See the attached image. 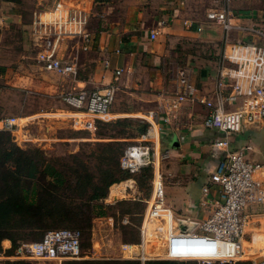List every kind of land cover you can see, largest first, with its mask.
<instances>
[{"label": "built area", "instance_id": "obj_1", "mask_svg": "<svg viewBox=\"0 0 264 264\" xmlns=\"http://www.w3.org/2000/svg\"><path fill=\"white\" fill-rule=\"evenodd\" d=\"M79 4V5H78ZM69 4L65 0H53L48 9H34L30 19L29 33L36 46L34 60L44 70L60 76L74 74L75 56L62 53V40L79 38L80 48L86 49L92 36L87 28L90 9L83 4ZM230 0H219L208 6L203 20L184 17L185 28L194 25L200 31L203 23L220 26L223 44L218 52L214 82L209 94L200 93L189 77L188 68L177 66L173 92L158 93L157 109L147 110L145 120L148 128L139 134L138 141L125 145L118 157V165L129 173L137 171L148 162V145L145 139L157 141V121L169 123L183 102H199L205 108L200 124L219 133L210 139L212 149L221 153V158L208 173V180L216 185V197H207L208 186L202 185L199 205L204 212L200 217L186 214L176 216L163 202V180L156 168L150 176V191L144 198V208L137 225L138 241L121 243L120 250L130 259H168L195 261L197 264L229 263L247 261L248 264H264V245H253L254 235L245 239L249 213L244 209L252 203H264V162L246 156L247 144L229 148V135L247 128H256L264 118V29L252 22L240 21L233 15ZM159 21L158 23H161ZM157 31L151 29L149 37ZM234 33V37L231 34ZM120 69H116L117 74ZM115 87L107 84L102 88H77L60 93V99L74 107L68 112L73 124L94 133L95 120H109L113 117L109 107L114 99ZM158 112V115H157ZM21 116L1 115L0 131L14 134L20 127ZM23 125V123H22ZM154 125L155 136L151 128ZM161 216L164 227L148 230L152 217ZM105 221L115 224L111 214H93L88 228ZM127 221L124 215L121 223ZM180 223H185L180 226ZM124 226V225H121ZM82 232L76 227H56L43 230L31 240L15 241L12 251L4 253L9 240L2 244L0 264L6 260H48L61 264L69 257H78ZM130 246H132L130 248ZM126 251L127 253H124ZM134 257V258H133ZM129 259V258H128ZM185 264V263H184Z\"/></svg>", "mask_w": 264, "mask_h": 264}, {"label": "rangeland", "instance_id": "obj_2", "mask_svg": "<svg viewBox=\"0 0 264 264\" xmlns=\"http://www.w3.org/2000/svg\"><path fill=\"white\" fill-rule=\"evenodd\" d=\"M52 1L53 0H10V7L14 6L18 9L17 12H19L21 23L18 24L16 20L11 18L9 26L6 24L7 27H2V33L0 34V42L8 44V46L4 48L2 46L0 52V54L3 55L2 59L5 60L7 65L6 71L0 73V116H21V126L18 127L14 134H10L11 140L19 147L31 150L28 151L29 153L32 152L33 148H38L37 151H33V154H35L34 161H40L41 164L46 161L53 162L56 166L66 171H69L70 168L77 167L78 162L81 161L93 175H98L100 170L105 166L104 162H106L101 160V149L108 145V143H112V147L116 149V152L114 151V157L116 161H118L119 154L121 153L119 149L122 150L125 145L135 143L139 140V126L143 121L147 120H145V117L142 115L144 114L142 113L143 110H138V104L132 102V107H135L134 109L137 111L127 115L126 120H123L121 123L115 122L114 120L117 118L114 117L106 121L96 119L95 129L93 130L94 133L86 129H81L78 126V122L73 124L72 118L67 116L70 112L66 110L74 109V107L65 104L58 94L57 88L60 81L63 80H61L59 75L39 70L35 66L36 61L33 56L36 46L32 45L33 40L28 28L31 12L34 9H48ZM76 1H81V4L86 2L91 4L92 12L89 15L87 28L92 31L102 29L106 24H120L123 21V13L126 7L133 2L137 7L143 8V10H150L153 8V10L156 9L157 12L161 11L158 9L159 5H165L164 11L169 12V15L171 14L173 18L178 17L181 20V18L189 16L197 21L203 20L204 11L208 6L214 5L215 2H219V0H165L169 1L166 3L163 2V0H154L150 4L152 0ZM229 6L233 15L236 14L239 16L240 21H251L264 29V0H230ZM102 16L105 17L102 19ZM12 17H14V15ZM168 22H170L169 19L164 21L166 24ZM212 27L218 28L221 31L220 26L214 23H203L202 31L215 33ZM233 35L234 33L231 34L232 38L234 37ZM161 37L166 39L167 35H162ZM214 41L216 42L214 46L208 45L206 49L204 48V54L217 55L213 53L214 51L217 53L219 52V49L222 47L223 39L221 37L219 40ZM166 42L168 48L174 49L177 52L183 50L182 45L186 49L188 48L191 50H196L199 47L196 40H190L182 36L176 39L167 38ZM176 42H178V46H174ZM190 42H192V44H189ZM80 56L81 54L79 53L78 57ZM178 57L179 56H174V60L168 59L167 61L166 59L164 63L166 72L173 64L172 61H175V63L181 62ZM46 84H50L51 86H46ZM56 85H58L57 88H55ZM67 89L70 88L66 87L65 90ZM116 97L114 103L116 106H120L121 104L119 105V103L121 102V98L118 95ZM135 114L139 115L135 116ZM148 126L149 122L146 128H148ZM243 135L251 137L250 139H255L256 136H264V118L259 129H247L243 132ZM143 142L148 145V162L142 165L137 171L130 173L131 175L129 177L119 180L124 181L129 179L130 181L124 184L123 189H121L123 184L113 189L111 197L114 198V200L109 202L105 199L106 197L108 198V189L112 183L107 187V194L101 200L104 203L105 213L111 214L114 218V227H109L103 220L101 223L95 224L92 228L91 226L89 228L79 227L82 235L78 257L65 258L62 260L61 264H87L85 261L94 259L132 258L124 256L120 247L121 243L133 244L138 241L137 225L139 224L141 213L144 208V198H147L149 195L151 176H148L145 169L141 170L142 167L150 166L151 173L152 170L156 168L161 174L164 191L163 202L164 205L172 209L173 220L176 223L177 219L175 218L177 215L184 217L188 214L200 217L204 212L199 204L197 207L190 205L192 209L189 207L190 211H188V209L185 208V203H178V201L175 203L173 193L175 189L172 185L174 176L166 170L168 165L167 160H171L170 157L168 158L165 154V148L169 145L161 142L159 138H157V141L145 139ZM155 156L157 158H155ZM258 161L262 162L264 159L259 158ZM139 173L140 176L143 177V182L141 184L137 182ZM200 182L201 179L198 177L197 180L190 185L189 189L190 195L195 197L196 203L201 198ZM127 203L131 206L130 212L123 211L128 205ZM172 203H175V208L170 205ZM244 210L247 213L256 211L264 212V203L249 204ZM124 215L127 221L121 223V218ZM68 226L72 225L67 222L57 226H39L37 224L34 227H27L25 224H20L19 227H11L12 229L8 231L12 232L13 240L20 241L38 238L43 230L47 229L46 227L56 228ZM254 228L255 227L252 228L254 236H258L259 234L264 235V227L263 231ZM250 233L251 232H246L244 238L249 240ZM4 239L8 238L5 237L0 240V253L2 252V244L7 243ZM256 241L257 240L253 241V245L255 246ZM131 247L132 246H130V248ZM124 253L127 252L124 251ZM28 262L29 264H55L52 261L40 259H32L28 260ZM184 262L185 264H192L193 261L188 260ZM195 264L197 263L195 262Z\"/></svg>", "mask_w": 264, "mask_h": 264}, {"label": "crops", "instance_id": "obj_3", "mask_svg": "<svg viewBox=\"0 0 264 264\" xmlns=\"http://www.w3.org/2000/svg\"><path fill=\"white\" fill-rule=\"evenodd\" d=\"M65 1L69 4L81 3V1L76 0ZM163 2L168 3L169 1L163 0ZM83 5L90 9V13L92 12L91 4L86 2ZM164 6L159 5L158 9L161 11L157 12L153 8L143 10V8L137 7L133 2L126 7L123 13V21L120 24H106L104 28L97 31L89 29L92 39L88 41L86 49L80 48L81 41L79 38L62 40L60 44L61 51L64 55L75 56L76 70L74 74L68 76L59 75L63 81H60L59 86H55V88L58 86V94L81 87L96 89L112 84L115 87V93L109 111L114 118L127 117V115L135 113L134 111L137 110L132 107V102L138 104L139 107L137 109L143 110L142 113L147 110L156 109L158 111V93L173 92L175 90L174 70L177 66L187 67L189 77L199 88L200 93L209 94L218 67V53L214 51L213 54L216 53L217 55L213 56L204 54L203 51L208 45L214 46L216 44L214 40H219L221 37L223 39L222 30L212 27L215 33H209L203 32L202 29L200 31L195 30L194 25L190 28H185L181 22L182 18L181 20L178 17L173 18L171 14L169 15V12L164 11ZM17 11L18 9L14 6L10 7V0H0V34L6 24L9 26L11 18L16 20L18 24L21 23L19 12ZM13 15L14 17H12ZM104 17L102 16V19ZM168 19L170 22L164 23ZM159 21L162 22L158 23ZM29 24L30 20L28 28ZM151 29L157 31L154 38L149 37ZM162 35H167V38L170 39L182 36L183 38L196 40L199 47L196 50H191L186 49L182 45L183 50L177 52L167 47V38L163 39ZM189 44H192V42ZM2 46L4 48L8 44L0 42V52ZM174 46H178V42ZM79 53L82 57H78ZM174 56H179L178 59L181 62L175 63V61H172L173 64L166 72L164 69L165 61L166 59L167 61L168 59L174 60ZM2 57L3 55L0 54V66L4 67L3 70H0V73H4L7 69L6 62ZM35 66L39 70H44L38 63ZM116 69H120L117 74L115 73ZM46 86L51 85L46 84ZM66 87L70 89L65 90ZM117 95L121 98L120 106H116L114 103ZM205 110L206 108L197 101L183 102L175 114L170 117L169 123L157 121L159 139L161 141L165 139L166 141L172 140L174 142L172 146L165 148V154L171 159L167 160L166 170L174 176L172 185L175 189L173 192L175 203L176 201L182 204L185 203V208L188 211H190V205L197 207L200 200L196 203L195 197L191 196L189 192L190 185L198 177L201 179L200 191L202 185H207V197L213 198L217 196L216 185L208 180V172L213 169L215 163L220 159L219 152L216 149H212L209 144L210 139L218 136L219 133L201 126L200 121ZM137 115L135 114V116ZM262 123L256 128L247 129L257 130ZM247 129L229 135V148L247 144L249 148L245 152L246 156L256 161L259 158L264 159V136H256L255 139H250L251 137L243 135V132ZM129 181V179H126L111 186L108 189L106 201L111 202L114 200L111 197V193L115 187L123 184L121 188L123 189L124 184L129 183ZM175 203L170 205L175 208ZM164 225L165 222L160 227L158 220L151 218L147 229L156 230L159 227L158 229L161 230ZM253 227L263 231L264 212H249L248 229L250 232H253ZM257 240L256 246L261 247L264 245L260 244V241L264 240V235L259 234Z\"/></svg>", "mask_w": 264, "mask_h": 264}, {"label": "trees", "instance_id": "obj_4", "mask_svg": "<svg viewBox=\"0 0 264 264\" xmlns=\"http://www.w3.org/2000/svg\"><path fill=\"white\" fill-rule=\"evenodd\" d=\"M3 69L4 67L0 66V70ZM126 118L121 117L114 121L121 123ZM147 125V121H143L139 126V133L144 132ZM111 144L108 143L101 149L100 157L101 160L106 161L105 166L98 175H93L81 161L78 162L77 167L70 168L69 171L56 166L53 162L46 161L41 164L40 161H34L33 151H37L38 148H33L29 153L28 151L31 150L23 149L11 140L9 132L0 131V240L5 237L10 240L9 247L4 250L6 254L12 251L14 245L13 234L8 231L12 229L11 227L16 228L20 224H25L27 227H34L37 224L57 226L67 222L72 225L68 227L84 228L88 226L91 215L105 213L104 203L101 200L107 194V187L112 183L110 188L117 181L131 175L119 167L114 157L116 149ZM219 154L221 158V153ZM144 169L148 176L151 175L150 166L142 167L141 170ZM137 182L139 184L143 182L140 173ZM130 207L128 204L123 211L130 212ZM85 262L87 264L185 263L168 259H146L141 263L139 259L128 258L94 259ZM5 263L29 264L28 260L18 259L6 260ZM239 263L248 264L244 260L235 264ZM192 264L195 262L193 261Z\"/></svg>", "mask_w": 264, "mask_h": 264}, {"label": "bare ground", "instance_id": "obj_5", "mask_svg": "<svg viewBox=\"0 0 264 264\" xmlns=\"http://www.w3.org/2000/svg\"><path fill=\"white\" fill-rule=\"evenodd\" d=\"M151 130H152V132L151 133H153V135L155 136V130H154V127H152L151 128ZM157 154V153H156ZM155 158H157L156 156H155ZM155 161V160H154ZM156 162V161H155ZM152 218H156V220H158V224H159V226L161 227L162 226V223L164 222V219H163V217H161V216H156V217H152ZM159 227H157V229H158ZM257 237L258 236H254V240H257ZM258 243V240L256 241V244ZM260 244L262 245V244H264V240H261L260 241Z\"/></svg>", "mask_w": 264, "mask_h": 264}, {"label": "water", "instance_id": "obj_6", "mask_svg": "<svg viewBox=\"0 0 264 264\" xmlns=\"http://www.w3.org/2000/svg\"><path fill=\"white\" fill-rule=\"evenodd\" d=\"M161 142H164V143H166V145H169V146H172L173 143H174L172 140L171 141H168V140L166 141L165 139L162 140ZM184 224L185 223H180V226H184Z\"/></svg>", "mask_w": 264, "mask_h": 264}]
</instances>
